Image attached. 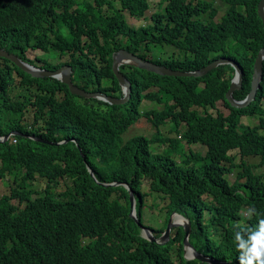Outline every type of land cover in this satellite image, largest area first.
Listing matches in <instances>:
<instances>
[{"label":"trees","instance_id":"16d2710c","mask_svg":"<svg viewBox=\"0 0 264 264\" xmlns=\"http://www.w3.org/2000/svg\"><path fill=\"white\" fill-rule=\"evenodd\" d=\"M217 1L225 5L219 17ZM259 1L163 0L152 11L148 0H0V47L45 69L68 64L75 85L118 98L116 50L182 71L225 56L243 71L233 93L242 99L264 47ZM126 13L145 23L130 25ZM163 46L173 52L152 55ZM120 71L130 98L110 104L78 99L61 81L32 77L0 57V136L42 140L0 141V180L12 177L0 192V264H240L234 235L247 240L248 228L264 220V60L255 100L242 109L225 99L234 74L228 64L201 77L129 64ZM143 100L156 107L141 111ZM245 115L257 120L239 130ZM86 163L98 181L128 184L135 217L129 190L98 183ZM157 199L166 200L165 216L153 227L143 210L159 207ZM242 207L250 209L246 219ZM174 213L190 222L189 244L214 263L184 257L183 226H173L164 244L142 236L146 226L160 238Z\"/></svg>","mask_w":264,"mask_h":264},{"label":"water","instance_id":"95a60500","mask_svg":"<svg viewBox=\"0 0 264 264\" xmlns=\"http://www.w3.org/2000/svg\"><path fill=\"white\" fill-rule=\"evenodd\" d=\"M258 16L260 17L261 21L264 24V0H260L258 3ZM0 57L6 58L9 61H11L13 64H15L17 67H19L22 71L30 74L32 77L35 78H52V79H58L62 83L66 84L70 93L83 97V98H97L100 100H103L110 104H124L126 103L130 98L131 93V83L130 81L124 76V74L120 71V66L123 64H129L132 66H135L140 69H144L147 71H151L160 75L165 76H174V77H201L205 75L208 71L211 69L217 67L218 65L222 64H229L234 68V75L231 79L230 85L228 90L225 93V98L229 102V104L238 109H242L247 107L252 101H254L256 92L260 88V82L262 79V65L264 60V47L261 48L257 56L255 58V62L253 65V74L251 77V89L250 92L247 94V96L243 100H236L233 98V92L237 89L241 88L242 83V75L243 71L237 61L234 59H231L229 57L221 56L211 62H209L204 67L195 70V71H182L179 69L173 70L169 67H166L164 65H159L153 61L150 60H143L142 58L138 57L132 52L127 51L126 49H120L112 53V71L114 76L116 77L118 84L120 88L122 89L123 96L121 98L118 97H112L105 93L98 92V91H86L77 85H75L72 82V68L70 65L65 64L58 69L55 70H49L42 67H38L35 65H32L28 63L27 61L22 60L20 57H18L14 53H10L3 48L0 47ZM0 92H1V85H0ZM11 134H20L18 132H10L7 135L4 136V138L0 141H7L9 135ZM37 141H42L40 138H36ZM90 173L92 174V171L90 170ZM128 189L129 186H127ZM129 197H130V206L132 208L131 214L134 216V208H135V198L132 190L129 191ZM174 219L173 221L171 217L169 218L167 227L160 239H156L151 234V231L148 227L142 226L141 228V234H143L144 237H147L151 241H155L158 243H164L169 238L170 230L173 226L179 225L184 227V256L189 258L188 253L189 250L194 251V258H197L200 261L205 262H213L212 259H209L205 257L202 253H199L195 251L192 246L189 244V236H190V222L188 219L183 217L182 215L178 213H174Z\"/></svg>","mask_w":264,"mask_h":264},{"label":"rangeland","instance_id":"374dc122","mask_svg":"<svg viewBox=\"0 0 264 264\" xmlns=\"http://www.w3.org/2000/svg\"><path fill=\"white\" fill-rule=\"evenodd\" d=\"M148 1H149V6H151V10L153 11V9H157L159 7V5H161V2L163 0H148ZM164 5H165V3L162 4V7ZM215 5H216V7H218V10H219L218 17H219L225 11V5H223L219 1H217ZM149 12L150 11L148 10L147 14H149ZM125 16H126L127 22L132 26H140V25L145 23V20H140V19L137 20L135 18L130 17L129 14H127V13L125 14ZM170 52H173V47L163 46V47H156V48L154 47V49L151 53L153 56H166ZM27 55H39V52L30 51L27 53ZM52 55H54V54L49 53V56H52ZM151 60L153 61L154 59L151 58ZM154 105L155 104L153 102H150L148 100H143L140 109L142 111V110L150 109L151 107H156ZM262 105H264V103ZM256 120H257L256 116H246V115L242 116L241 121H240V125H239V130L243 129L244 125L255 124ZM166 129H168V126H165L163 128V131H165ZM133 130L134 129H131L129 132L133 133ZM148 134H151V132H148ZM181 146H184L183 141H181ZM191 146L194 148L195 151L201 152V154H203V152L205 151V148L202 145L196 144V145H191ZM152 148L155 151L161 152L165 148V146H162V144H160V143H158V144L153 143ZM180 153H182V151ZM172 156H173V154H172ZM174 157L177 160H181L180 154L176 155ZM238 159H239V157H238ZM200 162H202V161L194 162V164L197 166ZM39 180L37 182H39ZM0 181H1L0 182V192L2 193L3 190L6 189V184L10 183L9 181H12V177H8V180H6V181H3V180H0ZM41 187H42V182L36 184L37 189H41ZM143 188H145V187H143ZM157 201L160 202V205H159V207L155 208V210H151L148 208H144V210H143V218H144V223L146 225L158 227L162 223V220L165 216V211L163 209V206L166 203V200L161 201V200L157 199ZM240 214H241L243 219H246L250 215V209L248 207H242ZM170 217L173 221H175V219H174L175 217L173 214H171ZM170 234L171 233H169V235ZM173 258L177 259L178 256H173Z\"/></svg>","mask_w":264,"mask_h":264},{"label":"clouds","instance_id":"9594fccd","mask_svg":"<svg viewBox=\"0 0 264 264\" xmlns=\"http://www.w3.org/2000/svg\"><path fill=\"white\" fill-rule=\"evenodd\" d=\"M258 7V6H257ZM258 12V10H257ZM117 51V50H116ZM115 52V51H114ZM257 56V55H256ZM232 59V58H231ZM236 61V60H235ZM255 62V61H254ZM229 65V64H228ZM231 66V65H230ZM232 67V66H231ZM234 69V68H233ZM253 74V73H252ZM234 75V74H233ZM58 80V79H57ZM73 82V81H72ZM79 87V86H78ZM81 88V87H80ZM229 88V87H228ZM83 89V88H82ZM85 90V89H84ZM122 90V89H121ZM228 90V89H227ZM86 91H93V90H86ZM258 91V90H257ZM95 92V91H94ZM98 92H102V91H98ZM250 92V91H249ZM104 93V92H102ZM226 93V92H225ZM234 93V92H233ZM106 94V93H105ZM257 94V92H256ZM77 96V95H76ZM110 96V95H109ZM122 96H123V92H122ZM247 96V95H246ZM245 96V97H246ZM79 98L78 99H91V98H83V97H80L78 96ZM244 97V98H245ZM256 97V96H255ZM121 98V97H119ZM234 98V97H233ZM244 98L242 99H236V100H243ZM97 99V98H95ZM226 99V98H225ZM235 99V98H234ZM100 100V99H98ZM255 100V99H254ZM103 101V100H101ZM228 102V101H227ZM253 102V101H252ZM251 102V103H252ZM229 103V102H228ZM250 103V104H251ZM249 104V105H250ZM245 126V125H244ZM243 126V127H244ZM13 132V131H12ZM14 132H17V131H14ZM20 133V132H18ZM14 135H20V136H24V137H27L29 139H33V140H36V138H39V137H36L34 135H28V134H23V133H20V134H14ZM13 134L9 135L8 139L11 140L12 143H16V138L14 137ZM4 137H1L0 136V139L2 140ZM7 139V140H8ZM41 139V138H40ZM69 140H72V139H66L64 141H60L58 143H66L68 142ZM37 141V140H36ZM57 143V144H58ZM200 145V144H199ZM87 165V169L92 171V176L95 178V174L92 170V168L86 163ZM96 179V178H95ZM97 180V179H96ZM98 183H101L102 185H106V186H109V185H112V186H117V185H123L125 188L128 189V184L127 183H123V182H120V181H111V182H100L97 180ZM129 191L131 189H128ZM135 210V208H134ZM131 212H132V208H131ZM131 216H133L131 213H130ZM136 215V211L134 212V217ZM184 217V216H183ZM236 226H240L239 224H237ZM149 228V227H148ZM172 229V228H171ZM151 231V230H150ZM171 231V230H170ZM248 231L250 232V235L248 236V239L245 240L239 233H236L234 235V238H235V241H236V246L238 248V250L241 252V255L239 257V260H240V264H264V220H260L259 221V224L257 225V227L255 229H250L248 228ZM151 234L153 235L152 231H151ZM143 236V234H142ZM170 236V235H169ZM144 237V236H143ZM154 237V236H153ZM162 237V236H161ZM146 239H148L147 237H144ZM156 239H160V238H156ZM169 239V238H168ZM167 239V240H168ZM149 240V239H148ZM166 240V241H167ZM165 241V242H166ZM164 242V243H165ZM158 243V242H156ZM162 243V244H164ZM184 247V246H183ZM193 248V247H192ZM194 249V248H193ZM195 250V249H194ZM196 251V250H195ZM204 255V254H203ZM188 256L189 258L187 257V259H197V258H194V251L193 250H189V253H188ZM185 257V256H184ZM207 257V256H205ZM186 258V257H185ZM209 258V257H207ZM211 259V258H209ZM198 260V259H197ZM213 260V259H212ZM200 261V260H199ZM210 263H214V260L213 262H210ZM223 264H226V263H223Z\"/></svg>","mask_w":264,"mask_h":264}]
</instances>
